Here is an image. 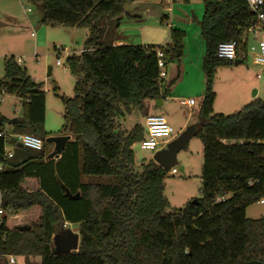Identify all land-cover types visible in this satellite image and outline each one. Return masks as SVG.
<instances>
[{"label":"trees","instance_id":"obj_1","mask_svg":"<svg viewBox=\"0 0 264 264\" xmlns=\"http://www.w3.org/2000/svg\"><path fill=\"white\" fill-rule=\"evenodd\" d=\"M28 1L42 23L88 34L83 51L65 58L75 83L71 97L60 96L59 135L70 139L58 159L45 151L41 84L14 56L4 58L0 88L23 108L12 131L39 137L43 147L7 158L9 140L0 137V264L9 255L39 256V264H264V216L245 214L264 199V99L229 115L212 112L216 69L232 62L217 56V46L235 40L236 60H245L244 31L255 22L245 0H203L204 87L194 133L203 144L202 197L171 212L163 194L167 171L152 159L133 167L132 145L145 138L142 121L128 130L121 121L171 91L180 74L168 82L159 77L157 50L165 69L180 60L184 31L170 27L165 46L113 45L125 6L136 0ZM5 121L0 114V130ZM65 189L79 197L68 198ZM64 223L77 226L79 246L56 255L52 237Z\"/></svg>","mask_w":264,"mask_h":264},{"label":"rangeland","instance_id":"obj_2","mask_svg":"<svg viewBox=\"0 0 264 264\" xmlns=\"http://www.w3.org/2000/svg\"><path fill=\"white\" fill-rule=\"evenodd\" d=\"M136 5L125 7L131 16L133 25L125 33L128 43L143 46H165L170 43V27L184 31L183 50L180 60L171 62L166 68L165 82L178 73L179 79L172 85L171 91L157 104L156 100L145 101V113H133L122 119V127L130 129L141 122L148 114L162 115L177 135L187 126L196 123L197 103L203 92V73L201 62L204 56L205 42L200 37L199 20L203 13V0H136ZM173 1V2H172ZM168 3V4H166ZM29 9V11H27ZM167 16L161 21V18ZM86 28L49 26L40 21L39 10L28 0H0V79L4 76V58H20L21 67L36 83L41 84L45 93L44 130L48 136H58L63 124V104L60 96L71 97L75 77L70 73L65 58L72 53H80L87 37ZM243 38L247 56L243 62L216 69L212 90L215 94L213 114L229 115L255 98L264 99V67L251 61L249 47L256 42L252 34ZM258 40L264 41V33L258 34ZM59 58L61 64L57 65ZM260 72L261 77L256 78ZM57 88L54 91V88ZM173 95L194 98L196 105L188 108L173 99ZM14 107V109H12ZM22 102L14 95L5 94L0 103V114L6 119L5 129L10 121L22 116ZM7 150L19 153L15 141L9 140ZM53 144L45 143L49 153ZM203 144L199 137L192 135L186 148L176 155L172 167L176 173L167 171L163 179V194L167 200V212L184 208L188 203L202 197L201 172L203 162ZM135 170L142 162L152 159L153 151L140 148V141L132 145ZM182 168V170L180 169ZM246 217L257 219L264 216V203H254L246 208ZM77 232V226L63 224ZM61 228V227H60ZM39 256H7L6 264H39ZM3 264V263H2Z\"/></svg>","mask_w":264,"mask_h":264},{"label":"built area","instance_id":"obj_3","mask_svg":"<svg viewBox=\"0 0 264 264\" xmlns=\"http://www.w3.org/2000/svg\"><path fill=\"white\" fill-rule=\"evenodd\" d=\"M173 2V1H172ZM250 13L254 15L255 22L244 31V37L247 38L249 34H252L253 39L256 40L254 44L249 47V54L251 56V61L260 67H264V41L258 40V34L264 33V0H245ZM168 4V3H166ZM29 11V9H27ZM243 37V38H244ZM239 45L235 40L222 42L217 46V56L219 58L235 61L237 58V50ZM83 51V49L81 50ZM242 57L246 58L247 51L241 54ZM157 66L159 68V77L165 79L167 76V71L165 69L162 52L157 50ZM16 63L21 66V59H15ZM56 64L60 65L61 62L59 58L56 60ZM261 73H256V78H260ZM5 90L0 88V103L4 99ZM180 104L192 108L196 105L194 98H178L176 99ZM145 127V138L140 141V148L145 150H151L153 152L164 147L170 140L175 138L177 135L174 133L173 128L168 124L162 115H148L144 119ZM0 137L8 140H13L17 143L22 144V148L31 149L34 151H39L43 147V141L39 137L32 135L30 133L24 132H6L5 130H0ZM4 155L7 158L13 156L11 150H7L4 147ZM4 168L0 164V171ZM171 173H176L174 168L170 169ZM258 203H264V199H260ZM2 209L0 208V219L2 216ZM12 261V256H8Z\"/></svg>","mask_w":264,"mask_h":264},{"label":"water","instance_id":"obj_4","mask_svg":"<svg viewBox=\"0 0 264 264\" xmlns=\"http://www.w3.org/2000/svg\"><path fill=\"white\" fill-rule=\"evenodd\" d=\"M235 64L241 63L239 60L234 61ZM11 124L17 122V118L12 119ZM196 132V125L192 124L182 130L175 138L170 140L164 147L155 151L152 160L161 166L165 171L170 170L176 163V155L180 149L187 146L189 138ZM70 139V135L48 136L45 143L53 144V150L48 154L47 158L58 159L61 152L64 150L66 142ZM19 148H22L21 143H17ZM182 170V168H180ZM65 196L75 200L79 197V193L72 195L65 189ZM196 201L193 200L192 203ZM19 230L28 231L30 226H19ZM52 253L56 255L67 254L76 251L79 246V234L73 230L66 228L64 225L52 237Z\"/></svg>","mask_w":264,"mask_h":264},{"label":"crops","instance_id":"obj_5","mask_svg":"<svg viewBox=\"0 0 264 264\" xmlns=\"http://www.w3.org/2000/svg\"><path fill=\"white\" fill-rule=\"evenodd\" d=\"M131 5H136L137 1H133L132 3H130ZM125 12L127 15L123 16L120 21H119V27L116 31L117 33V37L114 39L113 41V45H121V44H131L128 43L129 41L127 40V36H126V32L128 29H130V27L133 25V20L131 18V16H138L135 15V13H129V11L127 10V8L125 7ZM167 18V16H166ZM178 98H183V97H178L176 95H173V99H178ZM177 101V100H176ZM157 104L161 105L162 104V100L157 99L156 100ZM12 109H14V107H12ZM148 115H156V114H148ZM147 115V116H148ZM11 124V122H10ZM6 132H12V128L11 126L9 127V129H5ZM6 148V147H5ZM53 150V149H52ZM51 150V151H52ZM50 151V152H51ZM49 152V153H50ZM86 179V178H85Z\"/></svg>","mask_w":264,"mask_h":264}]
</instances>
